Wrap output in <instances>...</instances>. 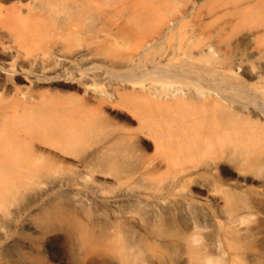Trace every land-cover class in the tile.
Here are the masks:
<instances>
[{
    "label": "bare ground",
    "instance_id": "obj_1",
    "mask_svg": "<svg viewBox=\"0 0 264 264\" xmlns=\"http://www.w3.org/2000/svg\"><path fill=\"white\" fill-rule=\"evenodd\" d=\"M176 1L178 0H0V210L7 209L11 196L30 189L42 171L59 169V166L64 165V156L60 157L57 153L69 155L74 148L83 145L101 120L100 111L104 99L103 102L94 99L96 101L91 104L90 97L77 86L74 87L76 93L59 90L65 84L75 82L74 61L79 58L83 62L78 72L86 74V61L91 56L110 55V58L114 56L117 59L130 56L127 54L124 57V54L120 55L115 51L119 40H133L137 49L157 47L174 28L172 25L176 22V16H170V13ZM190 1L193 3L187 11L195 13V21L199 19L201 8H208L206 15L213 17L215 9L221 7L225 22L233 21L237 27L251 26L255 31L253 40L257 44H264V0H201V4L198 3L199 0H182L185 4ZM110 18H122L123 23L108 34L111 31H108ZM190 38L192 41L189 42L192 44L181 53L185 56L184 60H187H182L169 69H162L155 64L152 72L174 80L177 78L186 81L193 78L195 83L202 86H199L200 89L209 90L207 93H184L181 90V94L175 90L173 93L176 94H171L168 89L167 93H157L158 89L155 88L154 100H150L145 92L142 97L137 94H121L120 99L130 103L135 112L133 116L137 118L135 122L138 121L136 126L142 132L145 129L146 132H152L150 138L154 136V142L158 140L160 143L159 147L156 144L157 149L165 144V149L166 146L170 149L169 158L176 164L184 166L191 163V167L196 168L197 158H208L216 163L225 160L234 151L242 152L249 161L258 160L264 153V117L259 115L264 111L250 113L249 117L233 111L236 102L221 90L233 89L242 97H247L248 103L256 106V109L264 110V94H261L264 93L261 92L264 91V76L239 75L243 70V61L240 59L229 61L225 66H200V61L212 64L208 56L215 55L216 51L213 47L203 48L200 27ZM76 44L81 50L73 52L72 47ZM90 47L94 51L90 52ZM173 55L171 58H175ZM260 56H264V53H260ZM134 69L130 73L135 74ZM194 75L201 76V79H195ZM199 87L197 85L198 90ZM124 136L130 140L135 135L125 133ZM52 149L58 152L55 154ZM149 159H145L143 163L142 173L147 176L154 175L155 169L153 160ZM166 163L168 166V162ZM174 166L175 164L173 168ZM79 167L83 170L86 168L83 164ZM184 170L183 172L188 173L187 178L195 175L192 171ZM157 175L158 173L155 176ZM114 178L118 183L128 180L117 177L116 173ZM182 182L184 185L189 183L188 180ZM199 184H194L195 191L186 185V203L192 204V199L205 201L210 195L208 187ZM225 191L223 200L227 217L224 219L227 225L222 231L218 226L213 236L208 237L212 242L218 237L215 236L217 230L221 231L220 239L228 251L229 264H243L245 260L248 261L247 264H257L264 258V231L254 233L247 228V231L244 229L245 236H239L242 232L237 231L236 227L234 229V225L237 222L244 223L247 216L237 215V196L234 191ZM49 202L50 199L46 203ZM108 202L116 206L120 199L114 197ZM162 203L161 211L154 215L157 223L153 224V236L147 237L140 248L127 243L117 229L112 234V253L119 264L221 263L219 258L222 255L214 257L218 254H211L212 251L209 253L208 248L201 245V239L205 236H199L195 232V220L193 222L188 206L185 204L182 207L181 202L170 198L164 199ZM56 210L62 211V208ZM207 221L202 219L201 224H209ZM174 222L186 227V230L169 231L167 225ZM73 226V233L81 236L72 237L79 241L87 239L88 232L80 222H73ZM43 238L48 236L41 239ZM13 241L6 236L0 238V243L4 245L0 248V264H25L24 260L30 264H47L33 249L34 245H39L40 239H25V251L21 253L10 248ZM171 249L178 251L176 257L170 254ZM224 254L226 257L227 254ZM90 261L95 263L94 260ZM65 264L81 262L71 257V261ZM100 264L108 262L101 260Z\"/></svg>",
    "mask_w": 264,
    "mask_h": 264
},
{
    "label": "rangeland",
    "instance_id": "obj_2",
    "mask_svg": "<svg viewBox=\"0 0 264 264\" xmlns=\"http://www.w3.org/2000/svg\"><path fill=\"white\" fill-rule=\"evenodd\" d=\"M176 2L170 13V16L172 14L176 16V22L172 25L174 28L167 39L157 47L137 49L133 40L129 41L131 45L129 42L123 41L126 44L124 45L119 40L118 44L116 43V49L114 45L115 51H118L117 53L120 55L124 54V57H127V54L132 57L128 56L126 60L114 58L112 55L111 58L110 55L104 56L105 58L91 56L86 61L88 65L86 74L78 72L83 62L79 58L74 61L73 78L75 82L70 85L65 84V87L59 88V90L76 93L74 87L77 86L82 93L85 92L84 94L90 97L91 104L96 100L103 102L104 99L102 110L100 109L101 120L92 134L84 141V146L74 148L69 155H62L52 149L53 153L58 152V156H64L65 167L61 165L62 168L59 166V169H47L46 172L44 170L45 173L42 171L40 177L38 176V179L33 181L35 183H31L30 189L11 196L7 209L0 210V236L14 240L10 247L13 251L24 252L25 239H40L39 245H34L33 249L47 264H65L71 261V257L81 264H92L90 260H94V264H100L101 260L107 261L108 264H119L112 253L114 243L111 236L116 232L115 230L117 229L123 238L125 237L127 243L140 248L147 237L153 236V224L157 223L154 220V215L159 210L161 211L163 200L170 198L181 202V206L185 204L186 207L188 206L193 222L195 220V232L199 236H205L201 239V245L207 247L209 253L212 251L211 254H218L213 255L214 257L222 255L219 258L221 263L215 262L214 264H229L228 251L220 239V232L227 225L225 221L227 208L224 206L223 200L226 189L234 191L237 196V215L247 216V219L243 220L244 223L237 222L234 225V229L236 227L237 231L240 230L243 233H240L239 236H245L244 231H247V228L248 231H254V233L264 231V153L254 161H249L242 152L234 151L225 160L216 163L208 158H197L198 164L196 165L198 167L196 168H192L191 163L184 164V166L176 164L169 158L170 152L168 151L170 149L167 146L165 149V144L157 149L156 146L159 147L160 143L157 139L154 142V136L150 138L152 132L150 130L146 132V129L142 132L136 126L138 121L135 122L137 118L134 117L135 112L130 107V103L120 99L121 94H137L139 97L147 94L146 96L150 100H154L156 96L153 95V92L157 89V93H163V91L167 93V89L171 94L178 92L182 94L183 91L184 93L194 91L195 94L198 93L196 91L207 93L209 90L200 89L202 86L197 82L196 84L193 78L186 81L176 78L177 81H175L174 78L152 72V67L156 66L155 64L162 69H169L172 65L176 66L184 60L185 56L181 53L185 49H189L188 46L192 44L189 42L192 41L190 37L198 27H200L201 40H204L205 43H203V48L213 47L216 51L215 55L208 56L210 59L208 60L212 64L200 61V66H225L224 64L229 61L240 59L243 61V70L239 75L264 76V56H260V53H264V44H257L253 40L255 31L251 26L237 27L233 21L232 23L225 22L221 7L215 9L213 17L206 15L208 8H201L199 19L195 21V13L187 11L193 2L190 1L186 4L182 0ZM198 3L201 4V0ZM108 21L111 23L110 26L108 25V31L111 29L110 32H107L108 34L113 33L115 27L123 23L122 18H110ZM78 44L72 47L73 52L81 50ZM93 49L90 47L89 51L91 52ZM172 54L175 55H173L175 58H171ZM185 60L187 59L185 58ZM131 69H134L135 74L130 73ZM200 77L194 75L195 79H201ZM79 79L84 81L81 82ZM21 85L24 84L21 83ZM197 85L200 86L199 90ZM174 91L176 93H173ZM221 91H224V94L236 102L233 111H238L246 117H249L250 113L257 114V112L264 111L256 109V106L248 103L247 97H242L233 89L222 88ZM118 94L119 96H117ZM130 113L132 115H129ZM259 115L264 117V113ZM125 133H134L135 136L129 140L124 136ZM122 136L126 138L123 137V139ZM155 148L156 151H154ZM145 159L153 160L154 175L147 176L142 173ZM80 164L85 165L86 168L80 169ZM172 164H175L174 168ZM184 169L195 173V177L187 178L188 173L183 172ZM115 173L117 177L128 180L124 183L116 182ZM181 180H188L189 183L186 185L192 189L196 187L195 183L208 187L210 195L205 201L190 199L193 205L189 202L186 203L188 190ZM179 187L186 192L181 191ZM114 197L120 199V203L116 206L108 202ZM48 199L50 202L46 203ZM56 208H62V211H57ZM202 219L209 220L207 221L209 224H201ZM73 222H80L85 227L88 232L87 239L79 241L76 237H72L81 236L73 233ZM167 226H169V231L186 230V227L175 222ZM218 226L221 231L218 229L215 236L219 238H214L211 242L208 236H213ZM44 236H48V238L41 239ZM3 246L0 243V248ZM223 252L227 254L226 257L223 256ZM170 254L176 257L178 251L171 249ZM262 259L257 264H264ZM217 261H219L218 258ZM23 262L30 264L26 260ZM247 262L245 260L243 264H247Z\"/></svg>",
    "mask_w": 264,
    "mask_h": 264
}]
</instances>
